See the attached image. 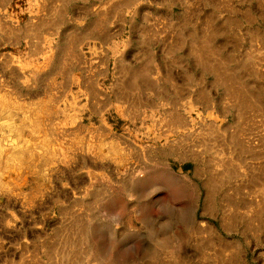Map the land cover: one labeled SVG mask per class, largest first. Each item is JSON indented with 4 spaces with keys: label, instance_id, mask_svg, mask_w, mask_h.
I'll return each mask as SVG.
<instances>
[{
    "label": "rangeland",
    "instance_id": "1",
    "mask_svg": "<svg viewBox=\"0 0 264 264\" xmlns=\"http://www.w3.org/2000/svg\"><path fill=\"white\" fill-rule=\"evenodd\" d=\"M3 100L0 264H264V0H0Z\"/></svg>",
    "mask_w": 264,
    "mask_h": 264
},
{
    "label": "bare ground",
    "instance_id": "2",
    "mask_svg": "<svg viewBox=\"0 0 264 264\" xmlns=\"http://www.w3.org/2000/svg\"><path fill=\"white\" fill-rule=\"evenodd\" d=\"M211 69L216 71V68L210 65ZM0 111L5 110L9 107L10 102H6V100H3V102L0 103ZM38 108V107H37ZM52 107L47 102L44 101L41 103L40 107L38 108V113H50ZM42 126V121L40 119L36 120L32 128L29 130L30 135L29 138L26 140L25 143H17V144H10L9 146H3L0 144V185L3 184V174L5 171H8L10 169L20 170L24 166H27L29 164L28 158L33 155V151L35 152V146L33 139L34 135L37 134ZM24 132V128L19 127L16 130L17 135L22 136ZM50 137L48 135L44 136L42 141L43 145H49L50 144Z\"/></svg>",
    "mask_w": 264,
    "mask_h": 264
}]
</instances>
